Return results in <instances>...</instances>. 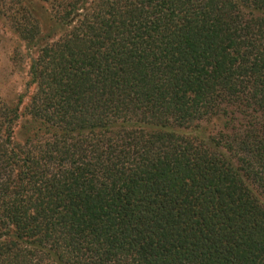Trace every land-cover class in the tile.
<instances>
[{
    "label": "trees",
    "instance_id": "1",
    "mask_svg": "<svg viewBox=\"0 0 264 264\" xmlns=\"http://www.w3.org/2000/svg\"><path fill=\"white\" fill-rule=\"evenodd\" d=\"M0 23L27 64L0 264H264V0H0Z\"/></svg>",
    "mask_w": 264,
    "mask_h": 264
},
{
    "label": "rangeland",
    "instance_id": "2",
    "mask_svg": "<svg viewBox=\"0 0 264 264\" xmlns=\"http://www.w3.org/2000/svg\"><path fill=\"white\" fill-rule=\"evenodd\" d=\"M16 48L22 47L0 23V99L7 103L23 91L26 81V60L21 62V66H15L10 60L11 52Z\"/></svg>",
    "mask_w": 264,
    "mask_h": 264
}]
</instances>
